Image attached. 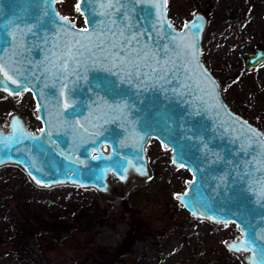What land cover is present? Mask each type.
I'll return each instance as SVG.
<instances>
[{"label":"water","instance_id":"water-1","mask_svg":"<svg viewBox=\"0 0 264 264\" xmlns=\"http://www.w3.org/2000/svg\"><path fill=\"white\" fill-rule=\"evenodd\" d=\"M57 1L0 0V92H30L39 121L32 129L19 112L8 116L0 166H19L38 187L115 194L112 176L148 174L146 144L156 139L191 175L179 203L197 219L235 223L239 236L227 249L264 264V132L229 106L202 59L206 15L195 11L177 26L163 0L111 8L76 0L77 24ZM130 48L149 53L139 74L121 63ZM262 61L260 44L243 65ZM144 64L168 71L153 75Z\"/></svg>","mask_w":264,"mask_h":264},{"label":"rangeland","instance_id":"rangeland-1","mask_svg":"<svg viewBox=\"0 0 264 264\" xmlns=\"http://www.w3.org/2000/svg\"><path fill=\"white\" fill-rule=\"evenodd\" d=\"M206 1L167 0V12L180 26L195 11L206 15ZM75 2L58 0L57 7L77 24H83ZM212 2L211 16L206 15L203 31L202 59L222 81L221 92L229 106L264 132V61L250 68L243 65L245 53L264 45V0ZM0 93L9 98L12 106L5 116L0 112V126L6 127L8 116L17 111L30 128L39 127L30 92L14 97ZM146 152L148 174L130 175L125 182H117L112 176L110 182L117 187L115 194L63 184L72 187L71 193L61 185L40 187L39 191L27 186L28 197L19 203L9 197V212L14 216L10 219L7 210H0V264H92L89 251L108 254L128 229L136 233L131 251L121 260L112 259L111 264H246L241 254L225 245L239 236L237 225L193 217L176 198L190 173L185 167L172 165L170 150L156 139H149ZM4 188L2 180L3 199L9 194ZM84 206L93 207V217L75 210ZM34 213L38 214L35 218ZM40 215L57 221L66 219L67 226L59 228L44 222ZM26 219L34 221L33 232L28 236L25 252L20 253L12 242L1 237L9 236V221ZM95 257L99 259L100 255Z\"/></svg>","mask_w":264,"mask_h":264},{"label":"trees","instance_id":"trees-1","mask_svg":"<svg viewBox=\"0 0 264 264\" xmlns=\"http://www.w3.org/2000/svg\"><path fill=\"white\" fill-rule=\"evenodd\" d=\"M212 5H213L212 0H207L205 3L204 8L209 9V10H206V12H205L208 17L211 16L210 11L212 9ZM0 101H1L0 104L2 105L0 112H3L4 114L2 116H5V115L10 113L12 106H10V104H8L9 98L5 97L1 93H0ZM2 180H4V184H5L4 189L6 191H8L9 194H8V196H5L4 199H3V197L0 198V210L1 211L7 210L8 216H9V217L8 216L7 217L11 219L14 215H13V213L9 212L11 207L7 203V199L9 197H11V198L13 197L17 200V203H19V201L22 198H26L27 194H29V192H30L27 189V186L30 187L34 191L35 190L39 191L40 187L33 185L30 182V180L28 179L26 173L19 166L14 165V164H6V165L0 166V181H2ZM61 187L68 190L69 193H71L70 189H72V187H70L69 185H61ZM81 192L83 193L84 191L81 190ZM81 192H80V194H81ZM125 203H126V201H125ZM75 210H77L78 212H80L83 215L86 214L89 217L94 216V214L91 213L93 210V207H91V206L78 207ZM24 216L30 218V216H28V215H24ZM37 216H38V214L34 213V216H32V217L35 218ZM39 217L44 218V222L45 221L46 222H52V224H55V226L59 225L58 226L59 228H61L60 226H67V223H66L67 220L66 219H62L60 221H57V219H51L47 215H44V216L40 215ZM74 219H77V218H74ZM79 219H81V218H78L77 220H79ZM32 222H34V221L29 220V219H26L25 221L24 220L12 221V222L9 221V227H10L9 236L1 237V239L9 240L18 249L17 251H19L20 253H24L25 252V246L27 245V242H28V236L30 235L31 232H33L32 225H34V223H32ZM52 226H54V225H52ZM131 228H133V225L131 226ZM135 237H136V233L133 232V229H128L125 232L124 236L122 237L121 241L116 246H114V248L112 249L111 252H109L108 254H103V253L99 254L98 252H100V250L89 251L92 256L90 258L88 257V260H90L91 261L90 263H92V264H111L112 261L115 259L121 260V259H123L122 258L123 256H125L127 253H129L131 251V248L133 245V240ZM96 254L100 255L99 259H96V257H95Z\"/></svg>","mask_w":264,"mask_h":264},{"label":"snow or ice","instance_id":"snow-or-ice-1","mask_svg":"<svg viewBox=\"0 0 264 264\" xmlns=\"http://www.w3.org/2000/svg\"><path fill=\"white\" fill-rule=\"evenodd\" d=\"M83 2H87V0H83ZM119 2L123 5V3H130L132 5H137L141 4L144 2H149L151 3L152 0H106V3L108 4V7L111 8L114 6V3ZM164 4H167V0H163ZM76 8L79 11L80 10V3L76 4ZM133 11L135 10L134 8L132 9ZM66 19V18H64ZM83 31L87 32L88 30L85 28ZM133 39H135V36H133ZM124 55L121 60V63H124L126 65H132L135 67L137 74H139L140 71V63L141 61H146L148 59L149 53L147 51H143L142 49H122ZM116 56H120V52L116 53ZM159 63V62H157ZM167 64V61H165V65ZM165 65H161V67H155L151 66L148 64H144L143 66L146 68H151V72L153 75H155L157 72H160L162 69L165 71V73L168 71V69L165 68ZM0 71H3V66L0 65ZM4 75L7 76V78L12 82V83H18L15 79H13L12 76L8 75L7 72H4ZM161 79L163 76L160 77Z\"/></svg>","mask_w":264,"mask_h":264},{"label":"bare ground","instance_id":"bare-ground-1","mask_svg":"<svg viewBox=\"0 0 264 264\" xmlns=\"http://www.w3.org/2000/svg\"><path fill=\"white\" fill-rule=\"evenodd\" d=\"M26 122V121H25ZM111 185H112V183H111ZM115 186V185H114Z\"/></svg>","mask_w":264,"mask_h":264}]
</instances>
